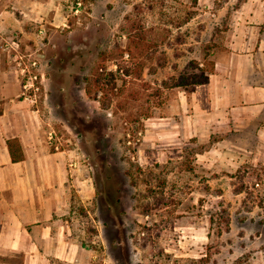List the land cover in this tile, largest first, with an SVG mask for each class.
I'll return each mask as SVG.
<instances>
[{"label":"rangeland","instance_id":"1","mask_svg":"<svg viewBox=\"0 0 264 264\" xmlns=\"http://www.w3.org/2000/svg\"><path fill=\"white\" fill-rule=\"evenodd\" d=\"M186 1L194 4L23 0L33 15L24 43L45 55L41 114L97 193L78 201L79 264H259L263 168L246 165L230 179L210 181L194 149L165 164L139 158L142 117L163 103L159 70L188 62L185 51L160 48L175 43L169 36L199 13ZM189 63L202 71L163 80L165 87L203 82L211 71L208 58Z\"/></svg>","mask_w":264,"mask_h":264},{"label":"crops","instance_id":"2","mask_svg":"<svg viewBox=\"0 0 264 264\" xmlns=\"http://www.w3.org/2000/svg\"><path fill=\"white\" fill-rule=\"evenodd\" d=\"M186 4L199 13L169 36L175 43L160 48L185 51L188 62L159 70L163 103L142 117L139 158L146 166L165 164L194 149L195 163L211 174L210 181L230 179L246 165L264 169V0ZM23 6V0H0V45L13 36L28 39L33 15ZM207 58L211 71L205 82L163 84L182 73H200L189 61ZM21 97L22 83L0 50V264H79L84 248L78 242L76 222L83 213L78 201L93 200L97 193L92 179L73 169L79 163L67 148L49 145L39 106ZM14 140L24 156L17 162L9 147ZM259 230L255 254L264 264V223Z\"/></svg>","mask_w":264,"mask_h":264},{"label":"built area","instance_id":"3","mask_svg":"<svg viewBox=\"0 0 264 264\" xmlns=\"http://www.w3.org/2000/svg\"><path fill=\"white\" fill-rule=\"evenodd\" d=\"M44 32L41 29L38 35L41 36ZM0 50L9 58L13 70L22 83V100L37 107L44 89L45 74L42 67L45 55L39 48L25 44L17 36L5 39L0 45ZM56 142L55 132L50 131L48 133V143L56 150H59Z\"/></svg>","mask_w":264,"mask_h":264},{"label":"trees","instance_id":"4","mask_svg":"<svg viewBox=\"0 0 264 264\" xmlns=\"http://www.w3.org/2000/svg\"><path fill=\"white\" fill-rule=\"evenodd\" d=\"M206 80H207V78L203 82H205ZM203 82H200V83H203ZM97 83L101 84V79H98ZM197 84H199V83H197ZM9 147H10V152L12 154V159L14 162H17L19 160H23L24 156L22 154L21 147H20L18 141H16V140L9 141ZM13 149H16V152H19L20 154L17 156L15 154V151H13Z\"/></svg>","mask_w":264,"mask_h":264}]
</instances>
